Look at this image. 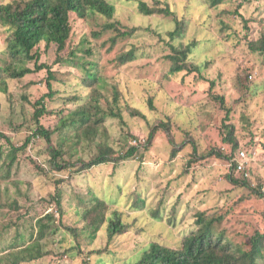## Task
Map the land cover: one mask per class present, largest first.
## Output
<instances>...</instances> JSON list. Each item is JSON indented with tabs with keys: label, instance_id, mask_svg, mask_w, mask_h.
I'll list each match as a JSON object with an SVG mask.
<instances>
[{
	"label": "rangeland",
	"instance_id": "rangeland-1",
	"mask_svg": "<svg viewBox=\"0 0 264 264\" xmlns=\"http://www.w3.org/2000/svg\"><path fill=\"white\" fill-rule=\"evenodd\" d=\"M12 1L0 0V5ZM106 1L115 7L112 20L96 14L82 20L70 14L71 30L64 50L57 52L54 44L45 49L41 43L38 64L44 66L43 70L19 80L6 79L5 86L0 87V133L9 140L0 137V191L5 192L0 201V256L9 252L7 246L17 232L27 246L47 227L40 241L47 254L28 264H97L100 258L89 256L98 251L108 253L100 254L106 256L101 259L111 264H133L149 243L179 248L184 236L196 230L200 213L221 218L215 222V230L248 249L254 232L264 233V198L253 193L255 188L264 191V59L251 53L247 45L264 31V0H228L216 8L209 0H156L159 5H168L174 13L170 17L140 14L138 2L157 6L152 0ZM175 18L187 26L178 46L196 43L187 60L188 68L197 66L200 72L183 71L168 80L164 77L169 66L167 56L171 54L168 33L175 29ZM112 21L137 30L126 38L102 31L103 25ZM8 36L0 24V52L5 50ZM83 39L95 54L102 78L98 92L110 103L118 94L120 118H107L100 129H105V141L100 137L98 141L117 151L115 156L130 146L137 147V152L129 160L101 165L89 172L77 173L75 168L56 171L48 164V143L35 138L8 168L4 156L9 147L20 148L36 128L32 114L37 100L44 96L49 110L40 118V125L53 129L60 114L78 105L72 100L74 94L90 95L91 89L82 86L80 69L61 62ZM131 49H137L139 59L120 66L119 55ZM28 67L33 68V64ZM47 69L57 79L50 81V90ZM220 97L223 102L217 99ZM110 108L116 111L115 106ZM162 123L168 126V132L161 129ZM225 125L233 128L238 148L246 147L248 158L251 154L254 159L249 187L243 186L238 180L240 175L234 173L232 178L238 183H230L226 178L227 161L217 157V153L226 156L230 151L231 144L222 142ZM151 131L154 137L146 144ZM56 143L55 135L52 144ZM85 145L79 156L87 161L96 154V147L85 149ZM74 159L69 163H75ZM88 186L106 192L111 210L118 208L123 213L128 229L110 242L101 230L80 254L71 249L77 245L71 229H81L84 223L71 204L60 217L51 196L56 187L65 189L64 196L70 197L72 192L86 193ZM137 196L146 200L140 212L129 208L131 198ZM11 202L18 208L13 209ZM158 207L165 218L177 207L180 219L175 227L151 218L150 211ZM39 222L42 224L38 228Z\"/></svg>",
	"mask_w": 264,
	"mask_h": 264
},
{
	"label": "trees",
	"instance_id": "trees-1",
	"mask_svg": "<svg viewBox=\"0 0 264 264\" xmlns=\"http://www.w3.org/2000/svg\"><path fill=\"white\" fill-rule=\"evenodd\" d=\"M157 6L149 7L145 2H138V11L144 16L161 15L165 17L173 16L174 13L170 10L167 4L159 5L158 1L152 0ZM228 0H209L211 7L216 8L223 5ZM73 14L78 19H87L91 15H99L106 20H112L115 14V7L106 0H13L5 5H0V24L6 28L9 33L7 45L4 51L0 52V87L5 86L6 79L19 80L27 75H31L43 70L44 66L39 65L40 53L38 46L43 43L45 49L54 44L57 52H62L70 35L69 15ZM175 29L168 33L170 42L168 48L171 54L167 56L169 61L168 71L164 75L165 79H170L173 74L183 71L190 73H199L197 66L188 68V58L196 43H191L185 48L178 46L185 38L186 22L175 18ZM136 28L126 29L119 22L112 21L103 25L102 31H112L116 33V37L126 38L131 37ZM88 42L83 39L81 43L70 52V56L61 59L64 64L74 65L82 72V86L91 89L90 95L81 96L74 94L72 100L78 102V105L67 114L58 116L57 124L53 129H45L40 125V118L49 114L44 103V96L33 104L32 120L35 122L36 128L32 136L26 138L24 144L20 148L14 146L9 147L5 156L4 164L10 168L19 151H22L29 145L32 139L41 138L48 143L47 155L50 157L48 164L51 169L56 171L68 170L75 168L77 173L89 172L92 168L101 165H107L117 161H126L133 158L138 148L130 146L128 149H123L125 152L117 154L108 146L107 143L98 141V137L105 141L106 133L103 127L107 118L119 119L120 112L117 107L118 94L115 93L112 103L101 96L98 92V86L102 81L97 67V61L94 58L92 48L86 47ZM177 43V45L175 44ZM115 40L112 39V45ZM251 53H257L264 59V31L260 38L250 40L247 43ZM80 54V55H79ZM139 56L137 49L128 50L118 57L120 66L137 61ZM32 63L33 68L28 67ZM47 88L50 90V81H56L54 72L47 69ZM214 82H210V89L213 88ZM5 91V88H2ZM223 102V98H217ZM113 105L116 111L109 107ZM103 106H106L104 109ZM132 116H137V113H132ZM162 130L168 132L169 128L166 124H160ZM226 136L223 138V143L231 144L230 151L224 157L227 162V170L229 175L226 178L230 183L237 184L240 180L243 186L249 187L248 181L252 171L254 159L249 154V162L247 169L249 176L243 173L235 172V158L240 152H245L246 147L238 148V143L233 136V128L227 125ZM155 129V128H153ZM56 135L57 143L52 144V138ZM0 137L9 142L8 138L0 133ZM154 137L151 131L146 144H150ZM95 142V143H93ZM98 142V143H96ZM85 149L94 145L96 154L89 160L85 161L79 156V150L83 145ZM256 146L257 144H253ZM68 156V160L64 157ZM79 156V157H78ZM174 156V154H173ZM75 158V159H74ZM70 159L77 160L70 164ZM79 166V168L77 167ZM245 171V172H246ZM240 175L238 180L232 178L233 174ZM7 172L5 178L7 177ZM253 193L259 198H264V191L255 188ZM67 191L63 188L56 187L51 199L58 209V214L62 217L65 214V207L72 205L75 213L82 219L84 226L81 229L73 228L71 233L73 240L77 244L72 247V251L78 250V253L83 254L86 246L91 245L96 239L101 230L106 233L107 241L110 242L115 236L122 235L128 229V224L123 220V213L118 208L111 210V204H108L106 192L95 187H86V193L72 192L70 197H65ZM5 192L0 191V201ZM13 209L18 208L15 202H11ZM11 206V205H10ZM146 207V200L142 197H132L129 208L133 211L140 212ZM151 218L156 221H166L168 226L175 227L179 221L177 216V207L174 208L173 214L165 218L162 208L158 207L150 211ZM49 217V216H47ZM264 218V214H263ZM221 218L212 219L204 213L197 215L195 226L196 230L190 231L182 239L181 245L177 249H171L167 246H162L158 243H149L147 247L139 252L135 257L133 264H264V233L256 231L249 238L248 249L242 245L230 242L224 232L215 230V222H220ZM42 224L38 223L37 226ZM62 226L61 223H59ZM37 233L35 241L25 245L24 237L17 232L16 238L8 244V253L0 256V264H28L47 254L43 252L40 241L44 239L45 231ZM58 229L50 232L54 235ZM31 234L30 240H32ZM105 252H91L90 256H97L100 260H96L97 264H111L101 258L106 257L100 254ZM108 256V253H105ZM96 258V259H97Z\"/></svg>",
	"mask_w": 264,
	"mask_h": 264
},
{
	"label": "built area",
	"instance_id": "built-area-1",
	"mask_svg": "<svg viewBox=\"0 0 264 264\" xmlns=\"http://www.w3.org/2000/svg\"><path fill=\"white\" fill-rule=\"evenodd\" d=\"M249 160L250 159L245 152H240L234 161L236 166L235 172L237 174L243 173L246 177L249 176L248 172L246 171Z\"/></svg>",
	"mask_w": 264,
	"mask_h": 264
}]
</instances>
